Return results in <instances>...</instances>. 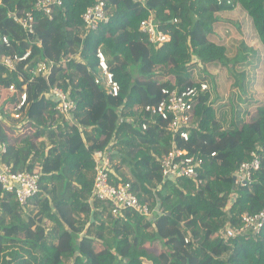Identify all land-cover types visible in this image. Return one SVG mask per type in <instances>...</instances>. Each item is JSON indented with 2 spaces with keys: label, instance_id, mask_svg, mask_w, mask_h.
Listing matches in <instances>:
<instances>
[{
  "label": "trees",
  "instance_id": "16d2710c",
  "mask_svg": "<svg viewBox=\"0 0 264 264\" xmlns=\"http://www.w3.org/2000/svg\"><path fill=\"white\" fill-rule=\"evenodd\" d=\"M35 1L0 0L1 161L39 184L28 205L0 185V264H264V225L224 232L264 208V0H103L109 20L87 31L82 15L95 0H61L51 18ZM26 12L32 35L16 20ZM150 16L170 37L161 46L140 29ZM98 49L116 96L94 82ZM27 51L14 69L5 65ZM36 60L46 71L32 78ZM200 84L207 89L188 104L183 150L202 159L203 183L163 179L158 158L171 133L144 107L163 87ZM53 87L72 111L56 109ZM94 151L107 153L109 183L128 186L154 216H113L92 196ZM251 151L261 165L237 186L233 176Z\"/></svg>",
  "mask_w": 264,
  "mask_h": 264
},
{
  "label": "built area",
  "instance_id": "2783aa9c",
  "mask_svg": "<svg viewBox=\"0 0 264 264\" xmlns=\"http://www.w3.org/2000/svg\"><path fill=\"white\" fill-rule=\"evenodd\" d=\"M95 4L88 7L82 15L83 28L95 30L100 22H107L109 15L105 10L103 0H95ZM220 3L222 0H216ZM229 3V0H227ZM61 5V0H36L34 7L47 15L52 16L53 10ZM17 22L27 35L35 32L34 19L30 12L24 16L17 17ZM153 22L152 17H148L141 23V31L148 35L151 42H167L170 37L158 32V27ZM7 43V39L3 40ZM40 44V42H38ZM158 46V45H157ZM30 51L25 52L22 56L13 55L5 58V65L10 69L15 68V61L26 59ZM98 64L93 70L94 82L98 85L107 86V90L116 96L119 91V85L113 80L112 73L108 70L104 53L98 49L96 51ZM46 71V64L42 61L36 62L29 68L32 78L38 77L40 72ZM206 84H200V87L187 86L183 88H166L161 89L162 97L156 104L144 107L145 113L150 117H157L166 122V128L171 133V148L158 158L159 167L163 179L187 178L202 184L203 180L199 178V170L202 167V159L193 155H185L183 147L190 141V121L188 113V104L190 101L199 98L206 91ZM50 93L58 99L56 109L67 114L75 108V103L66 97V94L59 88L53 87ZM26 94L21 95L23 104ZM146 128V124L142 125ZM180 140L183 145H180ZM6 152V145L0 143V185L7 191L15 194L21 205H28L29 201L34 198L38 191V175L29 173H15L10 166L1 161V155ZM215 153H211V156ZM251 159L242 163L235 174L234 183L242 186L250 181L252 173L259 169L261 165V156L255 151L250 152ZM94 162V179L92 187V196L101 199L111 206V214L116 216L123 210L136 212L143 217L154 216L155 209L148 204L141 203L131 192L128 186H113L109 183V171L107 167V153L104 151L93 152ZM264 225V208L256 213H244L240 218V225L236 228L227 225L224 232L225 236L230 238L238 234L258 233Z\"/></svg>",
  "mask_w": 264,
  "mask_h": 264
},
{
  "label": "rangeland",
  "instance_id": "374dc122",
  "mask_svg": "<svg viewBox=\"0 0 264 264\" xmlns=\"http://www.w3.org/2000/svg\"><path fill=\"white\" fill-rule=\"evenodd\" d=\"M157 27V26H156ZM158 32H160V33H162L160 30H157ZM163 34V33H162ZM164 35V34H163ZM149 39V38H148ZM150 40V39H149ZM158 46H161L162 45V42H159L158 44H157ZM133 72L134 73H137V67H134L133 68ZM103 88L105 89V90H107V86L106 85H104L103 86ZM30 207H33V204H32V206H30Z\"/></svg>",
  "mask_w": 264,
  "mask_h": 264
},
{
  "label": "water",
  "instance_id": "95a60500",
  "mask_svg": "<svg viewBox=\"0 0 264 264\" xmlns=\"http://www.w3.org/2000/svg\"><path fill=\"white\" fill-rule=\"evenodd\" d=\"M234 179H235V176H233V181H234Z\"/></svg>",
  "mask_w": 264,
  "mask_h": 264
}]
</instances>
